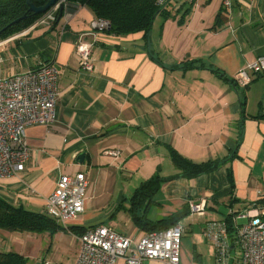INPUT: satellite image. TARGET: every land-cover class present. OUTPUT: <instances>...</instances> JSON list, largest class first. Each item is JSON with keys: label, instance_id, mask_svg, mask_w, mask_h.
I'll list each match as a JSON object with an SVG mask.
<instances>
[{"label": "crops", "instance_id": "obj_1", "mask_svg": "<svg viewBox=\"0 0 264 264\" xmlns=\"http://www.w3.org/2000/svg\"><path fill=\"white\" fill-rule=\"evenodd\" d=\"M224 1L170 0V16H155L147 45L142 31L90 32L95 15L81 4L56 23L42 15L26 32L0 39V77L44 62L59 70L57 119L27 127L25 169L0 178V197L44 212L56 179L82 171L88 180L83 212L63 227L107 225L135 243L147 231L134 225L128 199L159 172L168 179L146 218L182 225L178 264H214L206 223L264 198V110H250L246 101L262 74L249 71L251 81L242 87L210 70L231 79L264 55V0ZM79 41L91 44L89 73L79 69ZM170 148L195 162L226 161L209 173L175 176ZM112 149L120 154L110 155ZM201 201L203 215L191 212L189 204ZM79 247V235L64 229L0 230V252H18L27 264H73Z\"/></svg>", "mask_w": 264, "mask_h": 264}, {"label": "built area", "instance_id": "obj_2", "mask_svg": "<svg viewBox=\"0 0 264 264\" xmlns=\"http://www.w3.org/2000/svg\"><path fill=\"white\" fill-rule=\"evenodd\" d=\"M168 1L157 0V4ZM59 4L63 11L77 5L59 0L42 17L47 14L46 18L55 21ZM224 4L229 1L225 0ZM36 24L35 21L29 29ZM89 27L93 33L105 31L109 22L94 17ZM75 51L79 69L93 71L91 44L79 41ZM249 71L264 75V55L238 69L233 77L235 83L248 85ZM58 72L54 62H44L25 72L0 77V178L25 169L29 157L27 127L55 123ZM108 153L118 156L120 151L112 149ZM87 187L88 180L82 171L61 174L46 198L44 213L62 225L75 219L83 212ZM189 209L203 215L204 202L190 203ZM182 231V225L177 222L165 229L148 231L134 243L107 225L87 227L79 236L80 247L73 264H144L146 260L178 264ZM204 234L214 247V264H264V202L254 201L250 207L239 210L229 208L221 220L206 223Z\"/></svg>", "mask_w": 264, "mask_h": 264}, {"label": "trees", "instance_id": "obj_3", "mask_svg": "<svg viewBox=\"0 0 264 264\" xmlns=\"http://www.w3.org/2000/svg\"><path fill=\"white\" fill-rule=\"evenodd\" d=\"M47 1L48 0H31V2L36 6L42 5ZM67 1L72 4L86 5L92 10L95 17L106 19L109 22V27L106 29L107 32L121 35L142 31L146 45L149 42L150 29L155 16L162 15L164 18H168L170 16V10L167 8L169 1L164 5H158L157 0ZM46 12L41 14L28 12L27 5L24 0H0V29L12 20L26 14L22 20L6 28L0 34V39L7 38L13 34L23 31L25 28L31 26ZM57 14L58 11L56 12V18ZM184 64L189 66L187 62ZM190 66H192V64H190ZM210 70H212L218 77L236 85L233 78L230 79L226 77V75H224L219 69L211 67ZM244 104L245 101H243V105ZM261 114L264 116V113ZM249 117L258 116L250 115ZM169 156L174 167L179 170L175 176H186L188 178L212 172L220 163L226 161L225 157L222 159L195 162L184 157L174 148L169 149ZM167 179L166 177L161 176L159 172H155L150 177L143 180L128 199V212L130 213L134 225L146 230L147 232L169 227L167 225L169 219L152 222L148 220L145 215L146 209L152 201L154 194L159 190L161 184ZM256 201L264 202V198H259ZM176 223L177 222L172 223V225ZM59 229L70 231L79 236L85 230V228L75 226L63 227L62 224L57 223L48 217L44 212H35L25 209L22 206H15L0 197V230L5 232L29 231L39 233L48 231L53 233ZM0 264H27V258L15 251H2L0 252Z\"/></svg>", "mask_w": 264, "mask_h": 264}, {"label": "rangeland", "instance_id": "obj_4", "mask_svg": "<svg viewBox=\"0 0 264 264\" xmlns=\"http://www.w3.org/2000/svg\"><path fill=\"white\" fill-rule=\"evenodd\" d=\"M29 27L25 28L23 31H25L26 29L28 30ZM38 27H41V23L38 24ZM250 86L251 90L249 88L247 89V92L250 90V92L248 93L249 98L246 97V101L248 102V109L255 110L258 109V107H262V110H264V75L259 76L256 81H253L251 83ZM202 264H206V262L204 261Z\"/></svg>", "mask_w": 264, "mask_h": 264}, {"label": "water", "instance_id": "obj_5", "mask_svg": "<svg viewBox=\"0 0 264 264\" xmlns=\"http://www.w3.org/2000/svg\"><path fill=\"white\" fill-rule=\"evenodd\" d=\"M59 0H48L47 2H45L44 4L42 5H39V6H36L34 5L31 0H24V2L26 3L27 5V11L28 12H31L33 14H41V13H44L46 11H48L50 8H52L53 6H55L57 4ZM62 13H63V7L61 4H59V7H58V14H57V18H56V22L59 21L60 17L62 16ZM26 16V14L22 15L21 17H18L17 19H14L12 20L11 22L7 23L4 27H2L0 29V34L6 29L8 28L9 26L19 22L20 20H22L24 17ZM79 158L81 159L82 158V155L79 156ZM82 160V159H81Z\"/></svg>", "mask_w": 264, "mask_h": 264}]
</instances>
